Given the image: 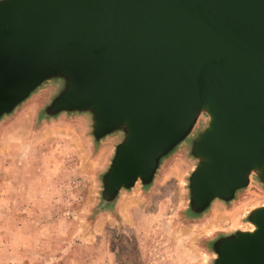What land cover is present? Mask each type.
<instances>
[{
  "label": "water",
  "instance_id": "1",
  "mask_svg": "<svg viewBox=\"0 0 264 264\" xmlns=\"http://www.w3.org/2000/svg\"><path fill=\"white\" fill-rule=\"evenodd\" d=\"M50 84L42 118L119 139L103 210L183 145L191 217L264 188V0H0V123ZM247 222L211 242L212 264H264V205Z\"/></svg>",
  "mask_w": 264,
  "mask_h": 264
},
{
  "label": "rangeland",
  "instance_id": "2",
  "mask_svg": "<svg viewBox=\"0 0 264 264\" xmlns=\"http://www.w3.org/2000/svg\"><path fill=\"white\" fill-rule=\"evenodd\" d=\"M55 93L40 89L0 123V264H212L214 239L251 229L248 213L264 205L254 179L233 202L189 215L185 145L150 188L137 184L103 210L100 177L119 139L95 144L83 115L42 118Z\"/></svg>",
  "mask_w": 264,
  "mask_h": 264
}]
</instances>
